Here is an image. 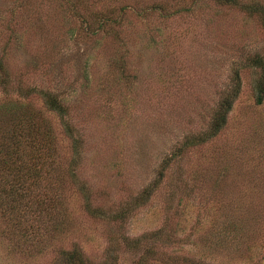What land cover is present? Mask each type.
Wrapping results in <instances>:
<instances>
[{
  "label": "rangeland",
  "instance_id": "obj_1",
  "mask_svg": "<svg viewBox=\"0 0 264 264\" xmlns=\"http://www.w3.org/2000/svg\"><path fill=\"white\" fill-rule=\"evenodd\" d=\"M154 5L167 9L166 20L159 11L135 16ZM121 7L122 25L133 26L124 45L109 34L83 38L86 21L59 0H0L1 20L26 28L14 32L19 57L34 63L15 64L18 80L61 84L80 143L76 173L99 203L111 209L119 201L127 211L121 221L86 215L77 185L62 178L71 145L50 114L47 195L38 209L21 206L12 222L0 215V264H65L61 249L76 245L89 264H264V98L256 102L260 68L243 66L253 53L264 56L261 18L216 0H85L77 12L94 13L90 22L98 9ZM235 69L240 88L226 124L179 150L184 135L206 127ZM159 170L152 195L135 205ZM223 227H232L228 237Z\"/></svg>",
  "mask_w": 264,
  "mask_h": 264
},
{
  "label": "trees",
  "instance_id": "obj_2",
  "mask_svg": "<svg viewBox=\"0 0 264 264\" xmlns=\"http://www.w3.org/2000/svg\"><path fill=\"white\" fill-rule=\"evenodd\" d=\"M82 1L85 0H59V4L67 13L82 16V21H86L82 34L83 38L92 36L99 38L103 34H109L120 45H124L125 40L128 38L126 37L128 34L125 32H127L129 26L133 27L132 25H122V23H127L125 22L127 17L126 8L121 7L118 12H113L111 15L98 9V11H95L96 21L89 22L88 17L94 16V13L86 15L81 13L82 11L77 12ZM216 1L220 4L237 6L248 15H257L264 25V7L253 3L244 5V2H238V0ZM134 11L135 16L146 15L150 11H159L158 18L161 21L166 20L169 15V13H166L167 9L165 10L164 7H157L156 5ZM10 16H13L12 13ZM14 27H16V30ZM20 27L21 25L19 23L17 25L16 20L12 17L4 20L0 18V215L5 220L12 222L15 214L22 208L21 206L24 207L28 204L29 209H38L43 204V200L47 195L46 189L49 188L47 187V181L50 180L52 175L45 170V166L51 167V164L55 162L54 144L56 135L54 127L48 119V115L53 114L58 119L61 136L67 138L71 145V157L66 170V177L63 175L62 178L74 185L75 188L77 185L76 191L80 196L83 211L86 215L105 221H121L127 214L124 209L125 205L121 206L123 203L118 201L116 207L110 206V209L99 203L91 193L86 181L80 180L81 177L76 173V147L80 143L76 141V123H74L70 114L73 104L64 93L65 90L61 84L59 86L58 83H54L50 86L44 82L45 85H42V82L37 84L18 80L13 68H16V63L20 65L22 61L26 60L24 57H19L22 56V53H20L18 47L22 44L19 42V38H15L14 33L17 32V29L26 30L25 27ZM136 34L138 36L139 33ZM136 34L134 33V41L137 37ZM132 35H130V38ZM22 64L34 63L27 60ZM82 65L85 69L87 60ZM243 66L260 68V75L255 84L256 102L260 103L264 98V56L253 53L245 60ZM234 76V82L232 83L231 70L229 82L220 93L215 104H213L206 127L201 131L184 135L178 144L179 150L208 141L216 136L226 124L227 114L240 88L237 70L234 71ZM34 99L41 101V107L32 105ZM161 177L163 178V172L159 170L152 183L136 194L135 205L147 202L154 191L153 184L162 179ZM24 199H27V201H23ZM124 204L127 205V203ZM23 212L26 213V211ZM223 228L224 237H228L227 233H232V227ZM24 229V227L17 228L11 232H22ZM152 234L155 233L150 235ZM144 236L142 234L133 238L132 241L140 242ZM60 256L65 264H89L90 262L77 245L70 249L62 248ZM103 263L104 260L96 262V264ZM93 264H95L94 261Z\"/></svg>",
  "mask_w": 264,
  "mask_h": 264
}]
</instances>
